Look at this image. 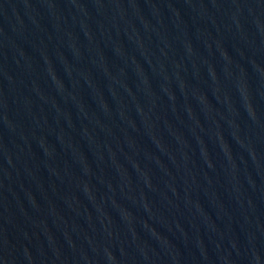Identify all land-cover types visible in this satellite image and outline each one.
Segmentation results:
<instances>
[{
    "label": "water",
    "instance_id": "water-1",
    "mask_svg": "<svg viewBox=\"0 0 264 264\" xmlns=\"http://www.w3.org/2000/svg\"><path fill=\"white\" fill-rule=\"evenodd\" d=\"M0 264H264V0H0Z\"/></svg>",
    "mask_w": 264,
    "mask_h": 264
}]
</instances>
